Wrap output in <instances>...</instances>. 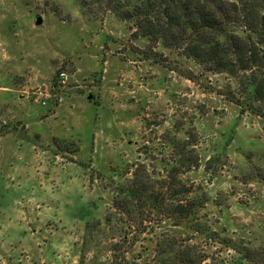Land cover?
I'll use <instances>...</instances> for the list:
<instances>
[{
  "label": "rangeland",
  "instance_id": "374dc122",
  "mask_svg": "<svg viewBox=\"0 0 264 264\" xmlns=\"http://www.w3.org/2000/svg\"><path fill=\"white\" fill-rule=\"evenodd\" d=\"M134 31L104 0H0V264H157L168 237L264 264V118L239 77ZM172 165L204 233L114 204Z\"/></svg>",
  "mask_w": 264,
  "mask_h": 264
},
{
  "label": "trees",
  "instance_id": "16d2710c",
  "mask_svg": "<svg viewBox=\"0 0 264 264\" xmlns=\"http://www.w3.org/2000/svg\"><path fill=\"white\" fill-rule=\"evenodd\" d=\"M104 1L108 9L131 23L134 35L177 49L208 71L239 77L252 111L264 118V0ZM186 77L192 79L190 75ZM191 144L189 138L177 143L187 152ZM166 172L153 184L136 173L128 186L120 188L123 198L114 204L128 215L134 202L140 209L151 206L163 221L204 233L199 213L207 199L191 196L193 188L180 177L179 166L172 165ZM186 241L176 237L157 240V264H203L206 255ZM256 254L264 255V248L252 256L264 263Z\"/></svg>",
  "mask_w": 264,
  "mask_h": 264
},
{
  "label": "built area",
  "instance_id": "2783aa9c",
  "mask_svg": "<svg viewBox=\"0 0 264 264\" xmlns=\"http://www.w3.org/2000/svg\"><path fill=\"white\" fill-rule=\"evenodd\" d=\"M58 79H59V82H61V83H65V82H66V79H67V74H66V72H65V71H60V72H59V75H58ZM55 99L58 100V102L61 101V97H59L58 95L55 96ZM43 104L46 105V104H47V101L44 100V101H43Z\"/></svg>",
  "mask_w": 264,
  "mask_h": 264
},
{
  "label": "water",
  "instance_id": "95a60500",
  "mask_svg": "<svg viewBox=\"0 0 264 264\" xmlns=\"http://www.w3.org/2000/svg\"><path fill=\"white\" fill-rule=\"evenodd\" d=\"M41 23H42V17L41 16H37V18H36V24L37 25H40ZM88 98L91 99L92 98V95H89Z\"/></svg>",
  "mask_w": 264,
  "mask_h": 264
}]
</instances>
